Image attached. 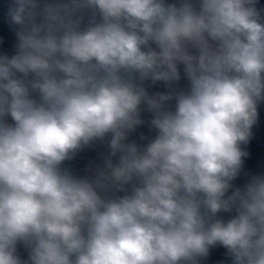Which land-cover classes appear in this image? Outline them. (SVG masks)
Masks as SVG:
<instances>
[{"label":"clouds","instance_id":"clouds-1","mask_svg":"<svg viewBox=\"0 0 264 264\" xmlns=\"http://www.w3.org/2000/svg\"><path fill=\"white\" fill-rule=\"evenodd\" d=\"M256 4L12 0L17 52L0 56V264H199L217 245L231 264H264V175L232 183L264 101ZM181 65L186 90L149 95L144 81L171 86ZM142 104L157 133L143 147L127 142ZM108 136L94 176L62 167Z\"/></svg>","mask_w":264,"mask_h":264},{"label":"water","instance_id":"water-1","mask_svg":"<svg viewBox=\"0 0 264 264\" xmlns=\"http://www.w3.org/2000/svg\"><path fill=\"white\" fill-rule=\"evenodd\" d=\"M12 0H0V56H13L17 52V27L12 25L8 18V10ZM168 3H176L177 0H167ZM256 7L260 12L262 22H264V0H257ZM87 17L84 23L87 24ZM156 47L155 44L152 45ZM146 50V49H145ZM181 79L169 86L164 81L153 83L151 79L143 82V86L147 89L149 95L157 93H170L174 91L186 90L188 81L184 76L183 66H180ZM22 75V74H18ZM31 79V76L29 77ZM36 93L33 96L36 97ZM175 100L167 102L168 107L174 108ZM153 117L146 104L141 105V118L144 120L142 125L137 126L134 132L128 134L127 142H135L143 147L151 139L155 138L156 130L151 127L150 121ZM9 122L11 120L9 118ZM143 137V138H142ZM110 136L104 140H96L89 146L78 151L75 157L63 163L62 167L71 170V172L80 177L94 176L97 168L103 167L104 158L110 153L108 141ZM241 150L246 153L243 157V164L237 178L232 182L234 187L243 188L255 175H264V101L258 103L257 121L251 128L249 139L245 143H241ZM118 160V157H113ZM124 193H117L123 195ZM235 213H220L219 215L225 220L229 219ZM17 254L23 260L28 259V251L23 245H18ZM199 264H231L230 258L226 255V249L222 246H213L209 248L208 255L201 257Z\"/></svg>","mask_w":264,"mask_h":264}]
</instances>
